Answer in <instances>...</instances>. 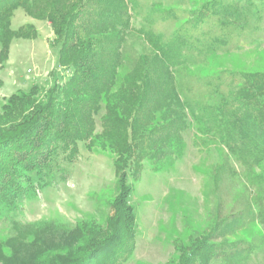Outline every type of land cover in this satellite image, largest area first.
Listing matches in <instances>:
<instances>
[{
  "label": "rangeland",
  "instance_id": "1",
  "mask_svg": "<svg viewBox=\"0 0 264 264\" xmlns=\"http://www.w3.org/2000/svg\"><path fill=\"white\" fill-rule=\"evenodd\" d=\"M211 1L125 0L131 29L120 51L119 85L137 68L141 56L156 53L145 36L170 45L182 27L194 46L184 49L172 65L189 114L187 129L161 134L162 161L145 159L141 174L129 178L134 187L130 204L136 211V237L129 254L128 248L116 264H176L178 246L201 244L216 225L224 233L211 235L209 244L216 249L205 263L200 260L203 264H264V211L259 203L264 195V163L242 162L197 129L204 109L220 105L236 92L246 74L264 73V0H241L237 14L224 24L209 17L205 24L194 25L196 12ZM10 22L13 31L31 35L13 39L8 59L0 63V111L17 92L34 85L50 88V73L58 61L59 48L51 47L56 36L50 21L36 19L19 7ZM60 74L69 75L63 69ZM106 112L101 101L94 115L92 144L80 143L73 163L61 161L51 172L33 174L37 188L16 207L0 210V264L7 257L13 259L11 244L20 239L32 242V233L40 232L57 244L58 232L79 223L106 225L118 195L117 156L100 138ZM202 122L210 128L208 121ZM205 254L204 258L210 253Z\"/></svg>",
  "mask_w": 264,
  "mask_h": 264
},
{
  "label": "trees",
  "instance_id": "2",
  "mask_svg": "<svg viewBox=\"0 0 264 264\" xmlns=\"http://www.w3.org/2000/svg\"><path fill=\"white\" fill-rule=\"evenodd\" d=\"M240 2L213 0L196 12L193 23L205 24L210 17V21L219 18L224 24L237 14ZM19 7L36 19L50 21L56 36L51 47L59 48L58 61L50 73V88L34 85L13 94L2 105L0 210L16 207L37 188L33 174L51 172L61 161L73 163L80 154L79 144H92L94 115L101 101H105L107 112L100 138L117 156L118 195L106 225L79 223L58 232L57 244L42 238L40 232L32 233V242L20 239L11 244L13 259L7 257L3 264H116L128 248L129 254L136 237V211L130 204L134 187L129 178L141 174L145 159L162 161L161 134H175L188 126L189 114L172 65L184 49L194 46L191 36L182 33V27L170 45L145 36L156 53L141 56L137 68L119 85L120 51L131 29L125 0H0V63L8 59L13 39L31 35L11 29L12 13ZM60 69L69 75H61ZM244 78V84L220 105L203 110L197 129L214 137L242 162L259 165L264 163V73ZM202 120L208 121L209 129ZM177 123L181 125L178 129ZM259 203L264 211V195ZM50 226L45 228L50 230ZM219 228L216 225L199 245L178 246L176 264L205 263L216 249L209 244L211 235L224 233ZM2 248L0 245V262ZM204 252L210 254L204 258Z\"/></svg>",
  "mask_w": 264,
  "mask_h": 264
}]
</instances>
